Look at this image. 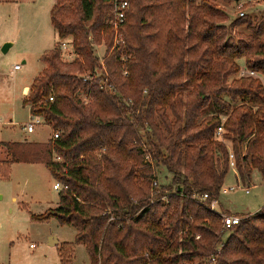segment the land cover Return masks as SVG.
<instances>
[{
    "label": "trees",
    "instance_id": "1",
    "mask_svg": "<svg viewBox=\"0 0 264 264\" xmlns=\"http://www.w3.org/2000/svg\"><path fill=\"white\" fill-rule=\"evenodd\" d=\"M73 1L69 18L55 0L50 21L59 42L40 57L46 67L22 100L59 138L4 144L7 165H43L62 186L57 207L31 219L73 227L90 264L211 255L216 264H264V207L238 216L222 242L219 216L194 199L220 197L229 152L240 183L253 171L264 181V83L239 75L244 69L264 81V22L233 20L232 31L249 26L234 41L214 0H126L122 43L100 60L92 44L113 47V0ZM67 37L76 56L69 63L59 47ZM157 166L172 176L169 186L158 184ZM72 252L62 244L60 263Z\"/></svg>",
    "mask_w": 264,
    "mask_h": 264
},
{
    "label": "rangeland",
    "instance_id": "2",
    "mask_svg": "<svg viewBox=\"0 0 264 264\" xmlns=\"http://www.w3.org/2000/svg\"><path fill=\"white\" fill-rule=\"evenodd\" d=\"M55 0H0V264H61L59 251L64 243L73 245V252L68 256L66 264H90L86 247L75 243L76 230L67 225H61L55 219L36 222L31 215H41L48 209H54L58 204V193L53 190L54 180L48 170L39 164L11 163L5 155V143L29 142L42 144L51 139L53 130L46 122L35 127L31 134L20 130L21 125L31 121L28 106L22 104L25 98L24 87L30 86L46 67L39 59L43 54L53 49L59 42L57 34L50 21V11ZM64 15L72 18L75 14L73 0H61ZM215 5L226 16L225 35L233 37L234 41L241 35H247L249 26H239L233 31L228 28L231 22L243 15L244 20L254 28L264 22V0H214ZM119 36L123 39L122 34ZM104 39L99 45L92 44L94 55L102 60L104 55H110ZM72 37H67L61 44V59L69 63L75 59L72 49ZM10 47L3 53L4 45ZM244 68V60L237 61ZM14 65L21 67L20 71L12 70ZM78 75V74H76ZM85 77L88 73L85 72ZM262 84L263 78L255 74ZM238 79V75L229 78ZM231 149L230 143H227ZM216 158H220L216 155ZM222 162V161H221ZM233 169V170H232ZM235 173V175H234ZM236 170L229 166L223 186H238L239 188L220 195L216 210L229 216H248L264 207V181L257 171H253L250 180L240 183ZM155 175L159 185L169 186L172 176L161 166L155 167ZM247 188L249 193L241 189ZM216 213V212H215ZM218 215V214H217ZM230 232L220 229L221 241L224 242ZM54 242L49 244L50 238ZM180 237V236H179ZM198 238V237H197ZM30 245L33 248H30ZM220 252L219 245L215 253ZM66 253L69 254V252ZM217 260V258H216ZM179 264H216L215 256L194 258L191 263L181 261Z\"/></svg>",
    "mask_w": 264,
    "mask_h": 264
},
{
    "label": "built area",
    "instance_id": "3",
    "mask_svg": "<svg viewBox=\"0 0 264 264\" xmlns=\"http://www.w3.org/2000/svg\"><path fill=\"white\" fill-rule=\"evenodd\" d=\"M129 5L128 2L126 0H113V20H112V27L115 33V40H114V47L118 44L122 43V39L119 36V29L120 27L123 25L124 23V19H125V13L128 9ZM243 15L240 14L239 17H242ZM60 50L64 51L65 50V46L64 44H60ZM21 67L19 65H15L13 66L12 70L14 72L20 71ZM239 75L242 76H255L254 72H249L246 71L244 69H241ZM49 101H52V98H49ZM85 104L87 103V101H84ZM31 116V115H30ZM31 121L25 125H21L20 130L25 133V134H31L34 132L35 127L40 126L42 124H44V120L40 117H35V116H31ZM222 133V129L218 128L217 129V135H221ZM59 138V132L57 131H53L52 135H51V140H57ZM228 160H229V166L234 168L235 170V165H234V158L231 152H229V156H228ZM233 170V169H232ZM235 175V173H234ZM238 180V179H236ZM156 183H153V186H155ZM53 190L56 192H59L60 190H62V186L61 184H59L58 182H54L53 184ZM238 186H230L228 188H225L224 186L221 189V195H226L228 192L230 191H234L236 189H238ZM242 191H244L246 194L249 193L247 188H243L241 189ZM194 199H196L198 201V203L204 204L210 211L212 212H216V214H218L219 218H220V222H221V227L222 230L224 231H228L229 229H231L233 226L237 225L240 220L241 217L238 216H229V215H223L221 213H219L216 208L219 206V200L218 198H213V199H208V196L206 194L201 195V196H195ZM30 248H33V246L31 245Z\"/></svg>",
    "mask_w": 264,
    "mask_h": 264
},
{
    "label": "crops",
    "instance_id": "4",
    "mask_svg": "<svg viewBox=\"0 0 264 264\" xmlns=\"http://www.w3.org/2000/svg\"><path fill=\"white\" fill-rule=\"evenodd\" d=\"M14 66H15V65H14ZM28 91H29V86L24 87L23 92H24V94H25V97L27 96ZM52 187H53V186H52ZM57 193H58V192H57ZM51 242H54L53 246L57 244V241H56L55 238H53V237L50 238L49 244H50ZM30 246H31V245H30Z\"/></svg>",
    "mask_w": 264,
    "mask_h": 264
},
{
    "label": "water",
    "instance_id": "5",
    "mask_svg": "<svg viewBox=\"0 0 264 264\" xmlns=\"http://www.w3.org/2000/svg\"><path fill=\"white\" fill-rule=\"evenodd\" d=\"M9 47H10L9 44L4 45L3 48H2L3 53H6L7 50L9 49Z\"/></svg>",
    "mask_w": 264,
    "mask_h": 264
}]
</instances>
